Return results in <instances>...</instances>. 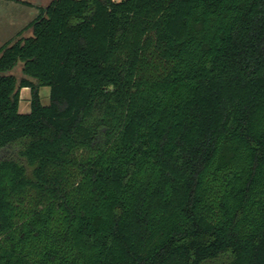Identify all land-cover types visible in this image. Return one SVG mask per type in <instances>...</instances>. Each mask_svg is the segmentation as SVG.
Masks as SVG:
<instances>
[{
    "label": "trees",
    "instance_id": "1",
    "mask_svg": "<svg viewBox=\"0 0 264 264\" xmlns=\"http://www.w3.org/2000/svg\"><path fill=\"white\" fill-rule=\"evenodd\" d=\"M20 2L0 264H264V0Z\"/></svg>",
    "mask_w": 264,
    "mask_h": 264
},
{
    "label": "rangeland",
    "instance_id": "2",
    "mask_svg": "<svg viewBox=\"0 0 264 264\" xmlns=\"http://www.w3.org/2000/svg\"><path fill=\"white\" fill-rule=\"evenodd\" d=\"M28 1L31 4H36L45 7L50 0H21ZM39 14L37 7L29 6L20 2V0H0V45L7 40L13 38L18 31L23 29L31 20H33ZM30 31H26L24 34H29ZM22 66L18 65L14 73L20 78ZM41 101L44 105L50 103V87L42 86L40 89ZM21 110L28 112L30 110L29 99L25 98L24 93H21ZM28 103V108L24 109Z\"/></svg>",
    "mask_w": 264,
    "mask_h": 264
},
{
    "label": "crops",
    "instance_id": "3",
    "mask_svg": "<svg viewBox=\"0 0 264 264\" xmlns=\"http://www.w3.org/2000/svg\"><path fill=\"white\" fill-rule=\"evenodd\" d=\"M21 93H22V94L24 93L25 98L29 99V102H30V96H31V94H30V89H29L28 87L22 88ZM24 104H26V106L24 107V109H27V108H28V103L25 102ZM21 105H22V100H20V106H19V109H20L21 112H24V111L21 110ZM29 111H30V110H29ZM29 111H28V112H29ZM25 112H26V111H25Z\"/></svg>",
    "mask_w": 264,
    "mask_h": 264
}]
</instances>
